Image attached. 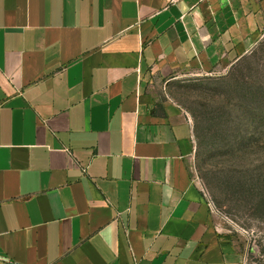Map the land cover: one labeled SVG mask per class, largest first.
<instances>
[{"label": "crops", "instance_id": "obj_1", "mask_svg": "<svg viewBox=\"0 0 264 264\" xmlns=\"http://www.w3.org/2000/svg\"><path fill=\"white\" fill-rule=\"evenodd\" d=\"M263 31L264 0H0V264H241L167 87Z\"/></svg>", "mask_w": 264, "mask_h": 264}, {"label": "rangeland", "instance_id": "obj_2", "mask_svg": "<svg viewBox=\"0 0 264 264\" xmlns=\"http://www.w3.org/2000/svg\"><path fill=\"white\" fill-rule=\"evenodd\" d=\"M167 93L190 117L202 197L228 220L241 264H264V31L226 70L180 77Z\"/></svg>", "mask_w": 264, "mask_h": 264}, {"label": "built area", "instance_id": "obj_3", "mask_svg": "<svg viewBox=\"0 0 264 264\" xmlns=\"http://www.w3.org/2000/svg\"><path fill=\"white\" fill-rule=\"evenodd\" d=\"M201 190V189H200ZM204 198V197H203ZM205 200V203L207 205V207L210 209V210H215L214 207L212 206V204L210 203L209 200H207L206 198H204Z\"/></svg>", "mask_w": 264, "mask_h": 264}]
</instances>
